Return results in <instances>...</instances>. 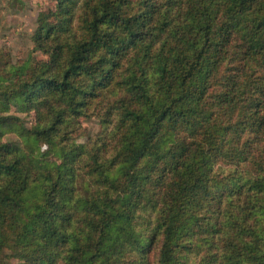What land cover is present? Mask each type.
Wrapping results in <instances>:
<instances>
[{
    "label": "trees",
    "instance_id": "1",
    "mask_svg": "<svg viewBox=\"0 0 264 264\" xmlns=\"http://www.w3.org/2000/svg\"><path fill=\"white\" fill-rule=\"evenodd\" d=\"M51 2L0 50V264H264V0Z\"/></svg>",
    "mask_w": 264,
    "mask_h": 264
},
{
    "label": "rangeland",
    "instance_id": "2",
    "mask_svg": "<svg viewBox=\"0 0 264 264\" xmlns=\"http://www.w3.org/2000/svg\"><path fill=\"white\" fill-rule=\"evenodd\" d=\"M19 2L21 5H17L15 0L0 1V50L11 53L15 60L23 58L32 48L30 31L35 26L36 13L52 5L51 0H19ZM11 5H14L17 11L11 8ZM84 126L87 132L83 141L99 130L96 120L86 121ZM46 149L43 147L42 151Z\"/></svg>",
    "mask_w": 264,
    "mask_h": 264
}]
</instances>
